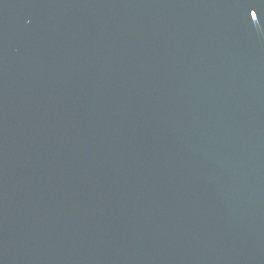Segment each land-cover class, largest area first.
Segmentation results:
<instances>
[{
    "label": "water",
    "instance_id": "obj_1",
    "mask_svg": "<svg viewBox=\"0 0 264 264\" xmlns=\"http://www.w3.org/2000/svg\"><path fill=\"white\" fill-rule=\"evenodd\" d=\"M0 264H264V0H0Z\"/></svg>",
    "mask_w": 264,
    "mask_h": 264
}]
</instances>
